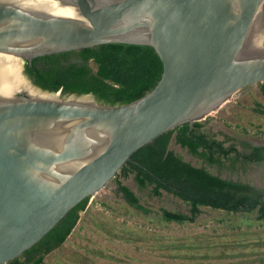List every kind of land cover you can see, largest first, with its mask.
Listing matches in <instances>:
<instances>
[{"label":"water","instance_id":"95a60500","mask_svg":"<svg viewBox=\"0 0 264 264\" xmlns=\"http://www.w3.org/2000/svg\"><path fill=\"white\" fill-rule=\"evenodd\" d=\"M36 1L0 0V54L30 61L101 44L149 45L163 71L151 91L122 106L38 89L53 100L16 91L0 102V264L97 194L138 149L264 82L261 38L245 49L264 0H52L65 15L37 10ZM37 131L47 132L37 139Z\"/></svg>","mask_w":264,"mask_h":264},{"label":"trees","instance_id":"16d2710c","mask_svg":"<svg viewBox=\"0 0 264 264\" xmlns=\"http://www.w3.org/2000/svg\"><path fill=\"white\" fill-rule=\"evenodd\" d=\"M24 70L44 91L77 96L90 94L98 103L122 106L151 91L161 77L163 65L149 45L109 43L35 57L25 62ZM257 85L264 98V82ZM254 112L264 115L258 104ZM204 127L201 122H194L192 127L185 123L134 152L112 180L117 196L122 199L121 206L101 205L114 218L122 216L119 212L124 209L148 217L152 211L140 204L138 196L119 180L132 175L140 191L148 190L156 198L170 196L187 207L188 214L161 209L157 220L160 226L193 223L202 209H209L223 213L215 219L221 231L215 229L210 234L168 240L153 232L132 231L125 222L117 226L107 220V224L120 230V239L124 242L146 241L148 249L162 258L161 262L151 264H264V190L221 178L206 167L223 168L226 163L234 167L239 161L259 163L264 159V145L240 154L234 145L216 140ZM258 133L264 136L260 128ZM172 141L187 150L199 165H192L169 149ZM88 199L72 208L40 241L7 264H45L46 256L61 250L74 233L96 227L83 222L75 232ZM149 223L153 224L151 220ZM91 254L101 257L97 251ZM23 257L29 261H22ZM90 261L87 255L75 250L56 258L54 264H90ZM105 261L114 264L108 257Z\"/></svg>","mask_w":264,"mask_h":264},{"label":"rangeland","instance_id":"374dc122","mask_svg":"<svg viewBox=\"0 0 264 264\" xmlns=\"http://www.w3.org/2000/svg\"><path fill=\"white\" fill-rule=\"evenodd\" d=\"M83 99L89 100L92 99V96L89 95ZM257 104L264 110V98L259 92L258 85L243 87L220 109L213 111L205 120L200 122L205 125V131L215 137L216 140L226 141L228 146L234 145L240 154H248L250 148L264 145V136L258 133V128L264 130V115L254 112ZM169 149L180 154L185 161L190 162L192 165H199L197 159L173 141L169 145ZM206 167L221 178L246 183L264 190V159L259 163H242V161H239L234 167H230L229 163H226L223 168ZM119 180L138 196L140 204L152 211L150 215L143 217L135 210L129 209L127 212L124 209L119 212L122 216L114 218L112 213L105 210L101 205V203H107L114 208L121 206L122 199L117 196L116 185L111 181L94 195L92 201H90V198L88 199L86 211L80 214V221L75 232L78 231L83 222L95 224L96 227L92 226L80 230L77 234L74 233L67 239L61 250H55L46 256L45 264H54L56 258L71 254L75 250L80 254L87 255L88 259L91 260L90 264H106L107 257L111 261L113 260L114 264L161 262L162 258L157 257V252L154 253L148 249L146 241L139 243L122 241L120 230L107 224V220L117 224V226L121 222H125L127 227L132 228V231L153 232L168 238V240L210 234L215 229L221 231L215 219L221 217L223 213L209 209H202V214L193 223L183 224V226L175 223L160 226L157 220L161 214V209L188 214V209L183 202L181 203L179 200L167 195L159 198L151 197L148 190L140 191L136 187L132 175L127 178L121 177ZM123 213H126V215H123ZM149 220L153 224H150ZM147 236L149 237L150 234ZM91 250L100 252L101 257L91 254Z\"/></svg>","mask_w":264,"mask_h":264},{"label":"bare ground","instance_id":"6f19581e","mask_svg":"<svg viewBox=\"0 0 264 264\" xmlns=\"http://www.w3.org/2000/svg\"><path fill=\"white\" fill-rule=\"evenodd\" d=\"M35 7L37 10H45L49 13H56L58 15H65L67 11L65 9H60L61 7L55 5L52 0H37ZM259 36L255 29L250 32L248 40L245 43V49L251 50L255 45H258ZM16 91H23L28 94L32 99L37 100H53L52 97L46 96L36 92L33 88L27 84L24 79L20 76V63L18 59L5 54H0V102L9 101L13 93ZM78 103L89 104V100L83 99L78 101ZM47 131H37L35 136L37 139L42 137ZM43 134V135H42Z\"/></svg>","mask_w":264,"mask_h":264},{"label":"flooded vegetation","instance_id":"af4514ba","mask_svg":"<svg viewBox=\"0 0 264 264\" xmlns=\"http://www.w3.org/2000/svg\"><path fill=\"white\" fill-rule=\"evenodd\" d=\"M254 29L256 31V33L258 34V36L261 38V44L263 45L264 47V2H263V5H262V8L260 10V13L258 14V16L255 18L254 20ZM32 60V59H31ZM30 60V61H31ZM19 63H20V76H23L24 77V81L27 83V84H30L29 86L31 88H34V90H39V91H44L42 89H40L33 81V79L25 72L24 70V66H25V62L28 61V60H25V59H20L18 60ZM29 61V62H30ZM22 78V77H21ZM23 79V78H22ZM39 93V92H38ZM58 93V97L59 98H67L71 95H74V94H61V92H57ZM21 93L18 92L16 95L19 96ZM74 96H77V95H74ZM137 187V186H136ZM85 200V199H84ZM22 261H29V259L27 257H23L21 258Z\"/></svg>","mask_w":264,"mask_h":264},{"label":"built area","instance_id":"2783aa9c","mask_svg":"<svg viewBox=\"0 0 264 264\" xmlns=\"http://www.w3.org/2000/svg\"><path fill=\"white\" fill-rule=\"evenodd\" d=\"M93 197H94V196H91V197H90V201H92Z\"/></svg>","mask_w":264,"mask_h":264}]
</instances>
